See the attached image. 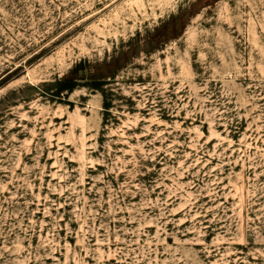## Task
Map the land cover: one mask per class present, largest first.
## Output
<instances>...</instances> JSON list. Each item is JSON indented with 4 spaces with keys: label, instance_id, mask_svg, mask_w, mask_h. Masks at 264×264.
<instances>
[{
    "label": "rangeland",
    "instance_id": "rangeland-1",
    "mask_svg": "<svg viewBox=\"0 0 264 264\" xmlns=\"http://www.w3.org/2000/svg\"><path fill=\"white\" fill-rule=\"evenodd\" d=\"M0 264H264V0H0Z\"/></svg>",
    "mask_w": 264,
    "mask_h": 264
}]
</instances>
